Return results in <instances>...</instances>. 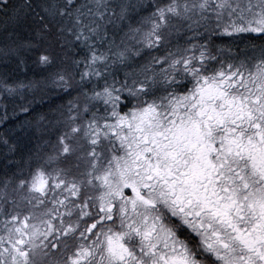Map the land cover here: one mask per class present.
<instances>
[{"label": "snow or ice", "instance_id": "6c2138e0", "mask_svg": "<svg viewBox=\"0 0 264 264\" xmlns=\"http://www.w3.org/2000/svg\"><path fill=\"white\" fill-rule=\"evenodd\" d=\"M245 33L264 0H0V58L41 70L0 79L13 116L76 94L51 153L0 137V264H264V45L214 39Z\"/></svg>", "mask_w": 264, "mask_h": 264}, {"label": "trees", "instance_id": "16d2710c", "mask_svg": "<svg viewBox=\"0 0 264 264\" xmlns=\"http://www.w3.org/2000/svg\"><path fill=\"white\" fill-rule=\"evenodd\" d=\"M20 35L22 37H26L28 35V33L24 30H21ZM184 36V35H183ZM188 36H191V34L189 33ZM188 36H184L186 38V40L188 39ZM255 39V42L260 40L262 38L261 35H256L253 36ZM216 44L218 45H226V46H230V47H234V45L226 40H224L223 38H214ZM185 40V41H186ZM239 47H248L249 45H243L242 42H238L237 43ZM184 46H187L184 43ZM32 60L35 59L30 57ZM3 65L0 64V66H3L5 69H7L8 73L7 75H1L0 73V77H7L8 81L10 84L17 82V80H22V79H27L28 76L30 77V79L36 80L40 78V72L41 70L34 64L33 65V70L29 68L28 64L26 63L25 65H22L21 67H19V71L21 72L22 69H24V71H22V73H17L16 69L13 68V70H10V65L15 63L14 60H10V62L7 63V67L5 66V62H2ZM24 66V67H23ZM32 67V66H31ZM18 76V77H17ZM32 76V77H31ZM122 76V74H121ZM78 79V77H77ZM23 93L25 96H27V98L29 100L32 99V93L31 91L27 90V89H23ZM75 93H72V95H68L67 93L60 91V90H52L50 92H48L46 95H43V99L40 98L39 95L36 96L34 103L32 104V108L34 109L32 116L29 118L31 119L34 123H25V115L23 113H19V109L17 108V112L19 113L16 116H13V108L16 107V105L20 104V103H26L27 101L22 99V101L20 102V99L15 100L16 95L13 96H7L3 91H0V112L3 111L4 106H7L8 108V114L10 117V121L7 122L6 125H0V137H2L5 133L9 132L11 130V128L13 126H18L20 129L27 131L29 133V137H27V140L31 141L34 143L35 148L32 151H37L40 148V145H43V148H45L44 146L46 144H50L51 140L49 139V132H50V128L53 125L54 121L52 123H49V121L53 118V117H59V112L62 111L64 109V107L68 104V102L70 100L73 99V97L75 96ZM20 102V103H19ZM44 116L46 117V119L44 120H40V117ZM25 123L24 126H22ZM36 123V124H35ZM41 128H47L48 131H42L39 133V130H41ZM34 137H36V139L34 140ZM31 139V140H30ZM29 151H27L26 153H16V158H19L20 154H27ZM5 160H4V156L3 154H1V150H0V184H2V181L5 177ZM11 170H15L12 169L11 166H9Z\"/></svg>", "mask_w": 264, "mask_h": 264}, {"label": "rangeland", "instance_id": "374dc122", "mask_svg": "<svg viewBox=\"0 0 264 264\" xmlns=\"http://www.w3.org/2000/svg\"><path fill=\"white\" fill-rule=\"evenodd\" d=\"M256 34V33H255ZM189 35V33H188ZM254 33H245V34H241L240 36L238 37H235L233 39H229V38H223L224 40L230 42V44L232 43L234 45L235 48H239L238 46V42H242L243 45H249L247 48H249V50H247L248 54L249 55H259V48L264 45V37H262L260 40L256 41L255 42V39L253 37ZM181 36L183 37L182 39L180 38H176L174 39V44L176 43V41L178 40V42L184 46V43H185V40L186 38L182 35L181 33ZM2 36H0V47H2L3 45L1 44L2 43ZM253 48H255V52H253ZM252 49V50H251ZM164 53L163 52H153V55H163ZM32 58H34V56H32ZM4 60L3 58H0V64L3 65ZM10 62V60L8 61ZM147 62V58L144 60V61H141V63H145ZM29 66L30 69L33 70V60L29 57L27 59V62H26ZM32 66V67H31ZM21 67V66H20ZM24 67V66H23ZM13 68L16 69V72L19 73L20 71L18 70L19 67L16 66V63H13L10 65V70H13ZM22 71H24V69H22ZM0 73L1 75H7L8 71L7 69H5L3 66H0ZM22 73V72H20ZM18 77V76H17ZM0 79H3V77H0ZM30 80H34L33 79H30V77L28 76V78L25 80V79H22V80H17V82H23L24 84H27ZM21 92H23V89L20 90ZM17 99H20V102L22 101V97L20 95H16V98L15 100ZM19 102V103H20ZM45 128H41V130H39V133L44 131ZM53 134L54 138H53V144L55 143V126H54V123L52 125V128L50 129V132H49V139L51 140V135ZM52 142H50V144H46L45 147L48 148L45 152L47 153H51L53 151V148H52ZM50 147V148H49ZM63 166V165H61Z\"/></svg>", "mask_w": 264, "mask_h": 264}, {"label": "bare ground", "instance_id": "6f19581e", "mask_svg": "<svg viewBox=\"0 0 264 264\" xmlns=\"http://www.w3.org/2000/svg\"><path fill=\"white\" fill-rule=\"evenodd\" d=\"M31 123H34V122L32 121ZM24 125L25 123L22 126ZM2 137L10 138V143L14 142L17 145L16 153H26L27 151L33 150L35 148L34 143L27 140V137H29V133L27 131L20 129L18 126H13L11 130L5 133ZM35 139L36 137H34V140ZM0 150H1V154H4L6 151L5 145H3L2 143H0Z\"/></svg>", "mask_w": 264, "mask_h": 264}]
</instances>
